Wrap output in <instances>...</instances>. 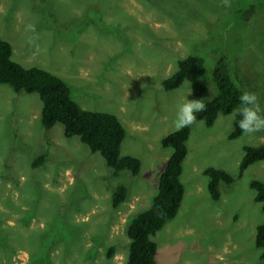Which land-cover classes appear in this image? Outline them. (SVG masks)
<instances>
[{"label": "rangeland", "instance_id": "374dc122", "mask_svg": "<svg viewBox=\"0 0 264 264\" xmlns=\"http://www.w3.org/2000/svg\"><path fill=\"white\" fill-rule=\"evenodd\" d=\"M0 38L14 61L61 77L81 108L114 114L125 130L120 155L140 160L136 175L113 176L61 124L41 126L37 93L0 84V264H126V226L156 193L171 153L160 140L175 131L176 106L190 91L186 80L161 85L180 59L204 58L208 93L187 99L213 98L211 70L224 53L233 78L264 108V0H0ZM235 112L189 126L183 197L152 237L157 264H264L253 242L264 211L250 187L264 181V160L237 175L243 147L264 143V130L228 139ZM42 153L44 164L31 167ZM209 166L234 178L220 183L217 200L206 188ZM117 184L126 198L112 207Z\"/></svg>", "mask_w": 264, "mask_h": 264}, {"label": "trees", "instance_id": "16d2710c", "mask_svg": "<svg viewBox=\"0 0 264 264\" xmlns=\"http://www.w3.org/2000/svg\"><path fill=\"white\" fill-rule=\"evenodd\" d=\"M251 5L241 11V18L249 19L253 12ZM244 22V21H243ZM11 45L0 38V84L9 85L18 93H37L41 101L40 124L49 129L59 123L63 128L64 137L76 136L91 152L99 153L106 166L116 176L124 170L136 175L140 170V160L131 155H120V144L125 138V130L119 119L105 111H90L81 108L71 97L69 85L59 76L35 66L24 67L14 61L11 56ZM225 54L216 58L211 70L212 82L216 93L206 102L204 111L197 114V119L205 126L213 124L218 114H229L236 110L232 131L228 139H234L242 134L236 121L239 119V95L245 89L227 69ZM205 68L204 58L190 54L177 62L176 71L163 79L161 85L168 91L177 88L182 81L190 84L194 97H203L208 93V85L203 79ZM189 127L168 133L160 140V145L170 148L171 153L166 159L158 180L156 193L149 207L132 216L125 232L129 239L126 264H157L155 260L156 243L152 237L166 224L176 217L180 206L184 186L180 180L182 161L187 153L186 140ZM243 157L238 166V176L251 164L264 160V143L257 146H244ZM46 153L36 157L31 167H41L46 160ZM207 177L206 188L212 200L220 196L219 185L232 183L234 178L225 170L209 166L204 169ZM250 187L254 191V201L260 204L264 211V181L252 180ZM127 189L123 184H117L111 193V205L117 207L126 198ZM254 245L260 250L259 261L264 260V222L256 225ZM113 253L109 247L107 256Z\"/></svg>", "mask_w": 264, "mask_h": 264}, {"label": "clouds", "instance_id": "9594fccd", "mask_svg": "<svg viewBox=\"0 0 264 264\" xmlns=\"http://www.w3.org/2000/svg\"><path fill=\"white\" fill-rule=\"evenodd\" d=\"M224 3L227 6L228 0H224ZM188 88L190 89L189 84ZM190 91L184 94V99L176 106L173 121L175 131L192 125L197 119V114L206 108V103L203 99L186 98V95ZM238 99L239 107L237 114L239 119L236 123L239 129L245 134H252L264 130V108L259 104L256 94L244 90L240 93Z\"/></svg>", "mask_w": 264, "mask_h": 264}]
</instances>
